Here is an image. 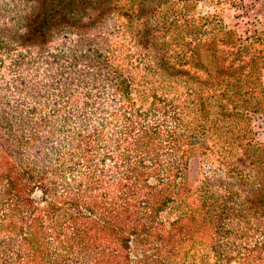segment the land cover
<instances>
[{
    "label": "trees",
    "instance_id": "trees-1",
    "mask_svg": "<svg viewBox=\"0 0 264 264\" xmlns=\"http://www.w3.org/2000/svg\"><path fill=\"white\" fill-rule=\"evenodd\" d=\"M107 1L42 0L25 41L42 47L51 26ZM110 9L125 43L76 57L81 71L52 85L41 113L17 105L13 120L1 118L0 264H264L263 250L225 240L229 215L264 219V167L247 200L214 193L207 175L187 182L193 158L239 180L249 177L245 160L264 163L249 127L264 103V63H251L250 43L172 0ZM179 88L192 97L176 101ZM132 238L145 248L134 259Z\"/></svg>",
    "mask_w": 264,
    "mask_h": 264
},
{
    "label": "rangeland",
    "instance_id": "rangeland-1",
    "mask_svg": "<svg viewBox=\"0 0 264 264\" xmlns=\"http://www.w3.org/2000/svg\"><path fill=\"white\" fill-rule=\"evenodd\" d=\"M41 1L0 0V123L5 114L7 120H13L12 117L18 115L15 112L17 105H33L35 112L41 113L38 111V105L46 103V100H53V96L57 95L55 89H50L52 85L58 80L63 83L71 80L74 70L81 71L83 60L76 57L85 59L94 51L103 52L107 46L113 47L126 41L113 33V29L123 24L124 20L118 18L120 12L117 9H110V4L114 7L121 6L126 0H108L110 4L99 10L91 9L90 4L81 14L74 11L73 17H68L70 19L67 20L70 26H51L49 39L44 46L27 42L24 25L33 20L35 13L40 11ZM172 1L183 9L182 13L185 15L212 17L213 21L225 30L231 31L235 38L251 44L253 48H247V51L254 66L260 62L264 63V0ZM73 45L76 48H71ZM131 50L133 51V48ZM71 58L77 60L74 66ZM262 72L261 83L264 87V71ZM180 90L183 92L184 89L179 88L174 92L176 101L192 97H188L186 93L179 95ZM168 96H172V93ZM259 108L260 111L250 116L249 127L255 142L264 146V103ZM44 111L47 112V109L43 108L42 112ZM3 137V131L0 129V139ZM235 154H238L236 160L243 162L241 152ZM241 167L245 169V173L250 171L249 177L245 180L229 179L225 175L215 173L216 169L218 171V162L214 161L210 166L209 162L193 158L188 163L187 182L189 186L194 187L201 176L207 175L211 177L210 186L214 193L222 194L235 190L240 194L241 200L251 199L254 196L251 191L254 177L261 174L264 163L250 166L249 161L245 160ZM34 198L36 200L37 196ZM167 218H173V212ZM225 227L229 230L225 238L227 242L255 251H264V219L259 211L255 210L240 221L229 215ZM231 232L233 234H230ZM138 240L132 238L130 241L131 259L145 252ZM204 243L206 239L199 249L201 254H206L209 250Z\"/></svg>",
    "mask_w": 264,
    "mask_h": 264
}]
</instances>
